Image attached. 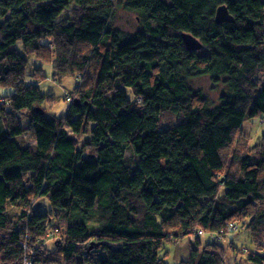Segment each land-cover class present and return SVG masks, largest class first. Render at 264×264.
Masks as SVG:
<instances>
[{
  "label": "trees",
  "instance_id": "obj_1",
  "mask_svg": "<svg viewBox=\"0 0 264 264\" xmlns=\"http://www.w3.org/2000/svg\"><path fill=\"white\" fill-rule=\"evenodd\" d=\"M30 60L78 80L60 117ZM257 116L264 0H0V264H166L165 241L186 246L178 264H264V133L241 129Z\"/></svg>",
  "mask_w": 264,
  "mask_h": 264
},
{
  "label": "rangeland",
  "instance_id": "obj_2",
  "mask_svg": "<svg viewBox=\"0 0 264 264\" xmlns=\"http://www.w3.org/2000/svg\"><path fill=\"white\" fill-rule=\"evenodd\" d=\"M136 26L137 23L135 21V17L133 14L127 13L123 10L117 13L115 27H117L121 32L127 35H131L135 30ZM38 63H41V61L30 60V63L28 64L29 66L28 70L31 71L30 74L27 71L26 79L29 82H34L37 85H39L41 92L45 94V96H49V98L46 99L43 104L47 112L57 117H60L61 114L65 113L70 103L68 100L65 99V96L71 93L75 81L78 80H75L73 77L66 75L63 78H61V80L54 81L52 79L53 69L52 66L49 64L41 65V67L43 68L42 74L44 75V77L42 76V78H34L33 77L34 70L38 68L36 67ZM33 68L34 70H32ZM88 68L87 70H85L84 73H88ZM31 72H32V76H31ZM36 73L37 75H39L38 70L36 71ZM87 77L89 78V75ZM188 83L189 85L192 86L193 90L199 91L200 93L206 96L209 105H214L218 103L221 93L225 91L224 86L214 85L213 83H211L210 79L207 76H200L195 78L190 77ZM3 91L5 94L9 93L8 89H3ZM25 121H26L25 119L22 120L23 124H25ZM241 129L243 132L251 135V139H252L251 145H253L257 143L260 136L264 133V122L261 121L258 116L253 118H246L242 123ZM25 140L28 144L31 143V140L29 139H25ZM40 201L41 202L39 205L38 203L35 205L34 211L40 212L43 209L44 210L49 209L53 211L52 207L50 206L49 200L47 198H43ZM200 235H203V233L200 232ZM237 238H239L238 244L249 243L248 234L245 232L239 233V236ZM237 238L235 239L236 243H237ZM173 243L169 241H165L162 244L161 248L159 249L158 256L166 264H178L181 259L187 257L188 253L186 246L182 244V242H179L177 244H173ZM47 245L50 248L52 247L50 243H47ZM230 253L232 256L233 252ZM235 263L237 262L235 261ZM52 264H57V263H52Z\"/></svg>",
  "mask_w": 264,
  "mask_h": 264
},
{
  "label": "water",
  "instance_id": "obj_3",
  "mask_svg": "<svg viewBox=\"0 0 264 264\" xmlns=\"http://www.w3.org/2000/svg\"><path fill=\"white\" fill-rule=\"evenodd\" d=\"M232 21H233L232 17L228 14L226 7L219 6L215 12V22L217 24H220V23H224V22L231 23ZM181 37L184 41L185 48L188 51H192V52L198 51L203 46L202 43L199 40H197L195 37H193L191 34H182ZM73 103L78 104L77 100H74ZM36 110L38 112H41L38 109H36Z\"/></svg>",
  "mask_w": 264,
  "mask_h": 264
},
{
  "label": "built area",
  "instance_id": "obj_4",
  "mask_svg": "<svg viewBox=\"0 0 264 264\" xmlns=\"http://www.w3.org/2000/svg\"><path fill=\"white\" fill-rule=\"evenodd\" d=\"M21 264H32L30 260H25L24 262H22Z\"/></svg>",
  "mask_w": 264,
  "mask_h": 264
},
{
  "label": "clouds",
  "instance_id": "obj_5",
  "mask_svg": "<svg viewBox=\"0 0 264 264\" xmlns=\"http://www.w3.org/2000/svg\"><path fill=\"white\" fill-rule=\"evenodd\" d=\"M263 121V120H262Z\"/></svg>",
  "mask_w": 264,
  "mask_h": 264
}]
</instances>
